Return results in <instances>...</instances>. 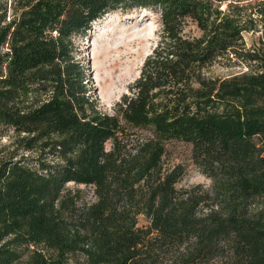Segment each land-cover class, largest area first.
<instances>
[{"label":"trees","instance_id":"16d2710c","mask_svg":"<svg viewBox=\"0 0 264 264\" xmlns=\"http://www.w3.org/2000/svg\"><path fill=\"white\" fill-rule=\"evenodd\" d=\"M140 9L159 41L104 113L77 43ZM260 23L264 0H0V136L17 147L0 161V264H264V34L245 41ZM173 140L211 188L177 187Z\"/></svg>","mask_w":264,"mask_h":264},{"label":"rangeland","instance_id":"374dc122","mask_svg":"<svg viewBox=\"0 0 264 264\" xmlns=\"http://www.w3.org/2000/svg\"><path fill=\"white\" fill-rule=\"evenodd\" d=\"M161 28L158 15L147 11L134 10L123 13L116 11L96 22L89 35L78 42V57L87 69L90 87L104 113L114 114L122 96L129 93L130 86L139 78L146 58L153 52L159 41ZM264 34V23L258 31L245 35L247 47H251ZM238 70L225 68L220 64L207 70L212 77H230ZM12 132L0 136V161L16 149ZM168 165L181 164L186 175L177 184L178 188H190L202 184L211 188L213 181L204 175L192 158V146L173 140L167 144ZM75 187L74 185H70ZM87 202L95 199L92 188L81 186ZM140 226L148 225L145 217Z\"/></svg>","mask_w":264,"mask_h":264},{"label":"bare ground","instance_id":"6f19581e","mask_svg":"<svg viewBox=\"0 0 264 264\" xmlns=\"http://www.w3.org/2000/svg\"><path fill=\"white\" fill-rule=\"evenodd\" d=\"M144 11V10H143ZM147 11H149V10H147ZM150 13H152V12H150Z\"/></svg>","mask_w":264,"mask_h":264}]
</instances>
